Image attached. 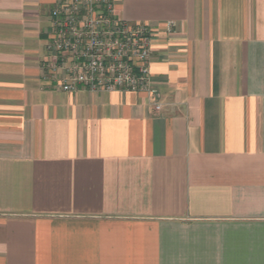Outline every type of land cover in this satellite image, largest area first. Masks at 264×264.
I'll return each instance as SVG.
<instances>
[{"label":"crops","instance_id":"1","mask_svg":"<svg viewBox=\"0 0 264 264\" xmlns=\"http://www.w3.org/2000/svg\"><path fill=\"white\" fill-rule=\"evenodd\" d=\"M60 1L0 0V264H264V0H117L161 111L44 78Z\"/></svg>","mask_w":264,"mask_h":264},{"label":"built area","instance_id":"2","mask_svg":"<svg viewBox=\"0 0 264 264\" xmlns=\"http://www.w3.org/2000/svg\"><path fill=\"white\" fill-rule=\"evenodd\" d=\"M51 16L46 80L67 92L141 91L163 109L150 77L156 26L122 18L117 0H61Z\"/></svg>","mask_w":264,"mask_h":264}]
</instances>
